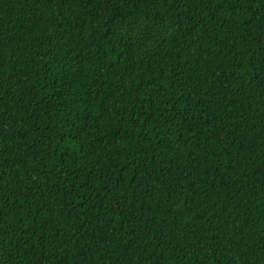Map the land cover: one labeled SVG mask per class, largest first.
I'll use <instances>...</instances> for the list:
<instances>
[{"label":"trees","instance_id":"1","mask_svg":"<svg viewBox=\"0 0 264 264\" xmlns=\"http://www.w3.org/2000/svg\"><path fill=\"white\" fill-rule=\"evenodd\" d=\"M0 264H264V0H0Z\"/></svg>","mask_w":264,"mask_h":264}]
</instances>
